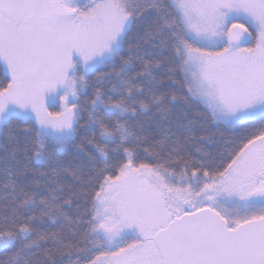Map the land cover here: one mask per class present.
<instances>
[{"label":"snow or ice","instance_id":"6c2138e0","mask_svg":"<svg viewBox=\"0 0 264 264\" xmlns=\"http://www.w3.org/2000/svg\"><path fill=\"white\" fill-rule=\"evenodd\" d=\"M0 149V264H264V0H0Z\"/></svg>","mask_w":264,"mask_h":264},{"label":"trees","instance_id":"16d2710c","mask_svg":"<svg viewBox=\"0 0 264 264\" xmlns=\"http://www.w3.org/2000/svg\"><path fill=\"white\" fill-rule=\"evenodd\" d=\"M165 55L168 56L169 59H171L170 53H166ZM181 78H182V74H178L176 77V79L178 80ZM95 80H96L95 74L88 76V86L83 90V92L79 94L78 106L80 107L85 106L92 98L95 89L91 87V85L95 83ZM184 92H186V88L184 89ZM49 110L50 112H57L58 108L56 106H53ZM174 111H187L189 116L199 113L202 116L203 113L206 111V108L202 103L198 102L195 99L190 98L186 103H180L176 105V108L174 109ZM81 117L82 118L80 119V123L84 124L87 120V112L82 111ZM208 128H209L210 133H214L213 141L211 143L205 141L202 146L207 151H210L216 154L220 146L217 142L222 143L223 140L232 138L233 132L231 129H228L224 126L216 127L214 125H208ZM3 155H4L3 149H0V157H2ZM81 158L82 157L73 153L71 148H69L61 153H58L54 160L45 159L43 161V164L40 166L41 171L50 172L52 168L57 167V161L63 163V165L67 167L70 164L78 163ZM142 159H145V162H148L147 159L144 158L143 156H142ZM2 166H3V161L0 160V167ZM33 166L36 167L37 165L33 164ZM61 175L63 176V173H61ZM0 258H3L2 254H0Z\"/></svg>","mask_w":264,"mask_h":264},{"label":"rangeland","instance_id":"374dc122","mask_svg":"<svg viewBox=\"0 0 264 264\" xmlns=\"http://www.w3.org/2000/svg\"><path fill=\"white\" fill-rule=\"evenodd\" d=\"M254 43L255 41L253 40L252 42V45L251 46H254ZM206 50H209V49H206ZM213 51H218L219 49H211ZM64 102H62L58 96H55V94H52L51 97H46L45 100H44V104L45 106L47 107L48 111H50L49 109L53 106H56L58 108V111H62L63 108H62V104ZM70 106V105H69Z\"/></svg>","mask_w":264,"mask_h":264}]
</instances>
